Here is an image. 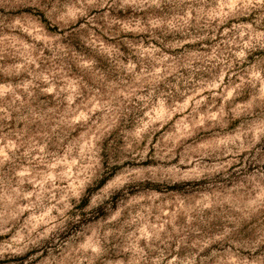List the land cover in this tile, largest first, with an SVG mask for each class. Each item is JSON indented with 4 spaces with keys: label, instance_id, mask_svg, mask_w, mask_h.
Listing matches in <instances>:
<instances>
[{
    "label": "rangeland",
    "instance_id": "1",
    "mask_svg": "<svg viewBox=\"0 0 264 264\" xmlns=\"http://www.w3.org/2000/svg\"><path fill=\"white\" fill-rule=\"evenodd\" d=\"M0 264H264V0H0Z\"/></svg>",
    "mask_w": 264,
    "mask_h": 264
}]
</instances>
